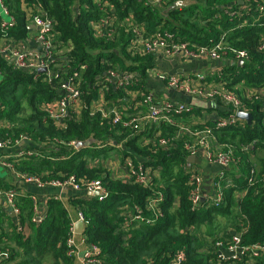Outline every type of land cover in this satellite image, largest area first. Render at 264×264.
I'll use <instances>...</instances> for the list:
<instances>
[{"label": "trees", "instance_id": "obj_1", "mask_svg": "<svg viewBox=\"0 0 264 264\" xmlns=\"http://www.w3.org/2000/svg\"><path fill=\"white\" fill-rule=\"evenodd\" d=\"M4 1L16 19L9 35L18 40L26 38L30 27L22 7L23 1ZM24 1L40 3L54 19L56 44L60 48H70L62 61L70 59L72 72L81 73L83 97L88 105L97 96L94 87L101 85L108 69L119 67L145 73L158 65L155 55H130L127 51L130 35L124 29H120L111 40L96 36L93 24L104 14L97 0ZM107 1L117 8L120 20L132 13L136 21L144 24L150 32L161 27L191 43L208 44L227 32V42L251 53V60L245 68L237 67L240 72L229 86L233 88L244 82L237 89L241 95L244 86L264 85V51L257 49L264 26L230 29L236 23L223 13V6L236 5L235 0H197L181 6L175 5L179 0H167L163 6L154 5L153 0ZM0 76V124L8 123L0 129L1 135L8 133L14 138L27 135L33 141L31 148L46 153L43 157L20 160L18 171L43 175L45 179L62 178L64 175L101 179L109 191L104 200L97 197L72 198L71 209L63 199L49 197L41 223L33 221V194L22 193L16 201L20 209V225L24 230L19 231L5 211L3 216L8 219V227L4 229L0 215V251L10 253L9 258L0 264H47V260L51 261L49 264H76L78 256L68 255L67 244L73 207L81 209L89 221L83 234L88 242L100 248L101 264H167L179 253L184 254V264H221L208 249L206 252L201 250L208 248V240L216 239L221 232L224 237L228 236L230 227L239 233L247 228L243 235L244 243L264 241L262 103L252 105L254 118L251 124L216 131L222 142L239 147V144L250 145L255 141V145L249 153L236 148L241 161L232 167L230 173L235 185L224 190L223 202L210 204L204 201L200 208L192 210L187 184L192 167L182 140L169 147L159 144L143 146L141 138L144 133L132 134L121 126H113L110 119H103L101 113L92 115L88 109L82 110L79 117L70 114L66 127H62L45 110L46 103L61 97L59 83L35 81L31 74L15 68L1 55ZM120 92L110 88L107 92L109 105L120 98ZM159 128L165 136L176 133L178 129L165 123ZM72 142H84L85 145L76 147ZM115 151L121 152L123 161L131 157L136 163L142 162L161 171L154 190L161 189L164 193L163 217L153 224L135 223L129 233L120 230L125 206L144 208L147 197L154 190L113 177L102 161ZM252 166L257 167L259 176L254 185H249L247 178ZM0 189L22 191L20 181L8 182L1 177ZM220 217L225 219L224 224L219 222ZM249 264H264V256Z\"/></svg>", "mask_w": 264, "mask_h": 264}, {"label": "built area", "instance_id": "obj_2", "mask_svg": "<svg viewBox=\"0 0 264 264\" xmlns=\"http://www.w3.org/2000/svg\"><path fill=\"white\" fill-rule=\"evenodd\" d=\"M23 10L27 13L30 29L34 28L26 38L18 40L9 35V31L15 26L16 19L4 0H0V55L5 57L15 68L31 74L35 81L59 83L61 97L56 98L45 105L49 117L58 125L66 127V120L70 114L80 116L82 110L88 109L92 115L101 113L103 119H110L113 126H121L132 134L144 133L141 144L143 146L169 147L176 141L182 140L189 158L202 156L208 162L216 163L220 170L211 178L212 186L209 191L205 190V178L198 169H190L188 198L192 210L201 207L204 201L210 204H220L224 200V190L235 185L231 176L232 167L240 163L241 157L236 154V148L243 153H249L255 141L248 144H239V147L231 143L220 141L216 131L226 127L245 126L247 121L239 116V112L252 113V105L262 103L264 121V85L260 87L244 86L241 95L237 89L244 82L230 87L235 76L240 72L239 68H245L251 60V53L247 49L237 48L226 40V33L218 40L199 45L182 40L170 30L158 27L149 31L144 24L136 21L131 13L124 20H120L117 8L107 0H97L96 3L103 16L95 20L93 29L96 36L111 40L120 29L130 35L127 51L131 56L163 55L174 59L206 60L209 62L219 61L223 64L209 71L199 69L188 73H178L155 67L149 68L145 73L137 70L122 68H110L106 72V78L98 87H94L96 97L88 105L84 101L83 79L81 73L72 72L71 61L62 58L70 52V48H60L56 44V32L54 19L48 14L45 7L40 3H26L22 0ZM197 2V0H179L178 3ZM237 4L223 6V13L231 21L236 23L233 28H245L264 26V0H235ZM167 0H153V4L163 6ZM32 41L31 47L25 44ZM257 49L264 51V32L258 38ZM242 63L239 65V61ZM159 64V63H158ZM231 66V69H227ZM227 67V68H226ZM45 68L42 72L40 69ZM83 68V67H82ZM153 72V74H151ZM155 80L163 83L167 91H175L189 97L191 101L174 100L164 92L159 93L150 88L148 83ZM110 88L120 90L121 96L116 101L108 104L107 92ZM203 117L198 116V114ZM224 113V114H222ZM198 116L201 124L192 125L193 117ZM165 123L177 126V132L163 135L159 128ZM2 124V123H1ZM200 125V126H199ZM3 127L1 126L0 129ZM151 134V135H150ZM33 143L30 137L22 135L14 138L0 133V151L13 149L17 145ZM71 144L76 145V142ZM122 146V145H121ZM46 153L40 149L26 146L15 155L0 154V165L5 169L14 170L19 181L32 184L40 189L60 188L72 189L73 191L85 190L91 193L99 192L96 196L99 200L108 197L109 191L101 179L77 177L76 175H64L62 178H47L43 175L21 172L17 169V163L30 157H43ZM125 174L121 178L126 182L136 183L146 189H155L154 184L161 176L160 168L136 163L133 158L126 157L122 163ZM259 176L258 169L252 166L248 176L249 185H254ZM264 183V174L261 176ZM23 192L17 189H0L1 203L6 202L17 219L16 226L19 231L24 230L20 225V209L17 205V197ZM35 213L33 221L41 223L46 214L38 213L39 198L33 194ZM165 196L161 189L154 190L145 202V207L134 205L125 206L122 215L123 222L120 226L122 233H129L135 223L145 222L153 224L163 217L162 204ZM146 212L148 214H146ZM77 218L84 227L89 221L83 211L78 209ZM74 221L70 226L67 240L69 247L68 255H79L81 264H101L99 258L100 248L87 241L84 234L77 240L73 229ZM247 232L245 227L242 231H228V236L219 237L209 242L208 252L215 254L221 264H249L264 256V241L244 243L243 235ZM8 251H0V261L9 258ZM184 254L179 253L172 257L167 264H184ZM153 264H161L154 262Z\"/></svg>", "mask_w": 264, "mask_h": 264}, {"label": "crops", "instance_id": "obj_3", "mask_svg": "<svg viewBox=\"0 0 264 264\" xmlns=\"http://www.w3.org/2000/svg\"><path fill=\"white\" fill-rule=\"evenodd\" d=\"M187 3V2H186ZM190 3H194V2H190ZM31 33L30 35H33V31L34 28L30 29ZM32 41H29L28 43L25 44L26 47H31L33 44ZM159 66L162 69L168 70V71H175L178 73H188V72H192V71H196L199 69H204L205 71H209L210 68H216L217 66H221L223 63L219 62V61H215V62H209L206 60H194V59H174V58H169L166 56H159V60H158ZM148 86L150 88H154L155 91H158L159 93H165L167 96H169L170 98L174 99V100H185L187 102L191 101V99H189V97H186L183 94H180L178 92L175 91H167L165 90V88L163 87V83H160L158 81L155 80H150L148 83ZM198 116L203 117L204 114L202 113V115L198 114ZM198 116L193 117V121L191 122L192 125H198L201 124V120L199 119ZM6 124L8 123H2L0 124V127H4ZM200 126V125H199ZM26 146H31L30 144L24 143L23 145H17L16 147H14L13 149H9V150H5V151H0V154H8V155H15L16 152H19L21 149L25 148ZM39 147H41L39 145ZM104 167H106L110 172L111 175L115 178L118 177H122L125 174V169H122V163H118V164H114L113 160H110V158L108 159V162L104 161ZM189 165L193 168V169H198L202 175L205 178V190L209 191V189L212 188L210 181L211 178L213 177V175L216 174V172H218L220 170V166L216 163H211L208 162L205 158H203L202 156H196L194 158H192L191 160H189ZM120 171H116L119 170ZM3 172V171H2ZM0 177L6 179L8 182H13V181H19L17 179V176L15 175L14 170H6L3 173H0ZM21 187H22V191L24 192H28L31 194H35L37 195V197L39 198V206H38V213H42V214H46L47 212V200L49 197H59L61 199H63L70 207L71 209V199L75 198V197H83V198H89L91 196L88 195H82L81 191H73L72 189H60V188H44V189H40L38 187H36L35 185L32 184H25L23 182H21ZM73 206V205H72ZM79 208H74L71 210L72 211V217H73V221H74V225H73V229L75 232V236L77 238V240H79L81 238V235L83 234V230H84V225L83 227H79L77 226L78 223L80 222L77 218V210ZM6 212V214H8L12 220V222L14 224H17V219L15 217H12L10 215V211L8 210V207L6 205V202H2L1 203V210H0V215L1 216V221H2V227L5 229L6 227H8V219L4 218V214L3 212ZM239 212V209H238ZM222 218V217H220ZM219 218V219H220ZM234 227H230L227 229V231H235L233 230ZM224 235V234H223ZM219 236V235H217ZM214 238L210 239V241H212ZM82 252L78 255L77 257V261L76 264H81L79 258L81 257Z\"/></svg>", "mask_w": 264, "mask_h": 264}, {"label": "water", "instance_id": "obj_4", "mask_svg": "<svg viewBox=\"0 0 264 264\" xmlns=\"http://www.w3.org/2000/svg\"><path fill=\"white\" fill-rule=\"evenodd\" d=\"M187 4H189V3H178V5L179 6H181V5H187ZM242 63V60L241 61H239V65ZM40 71H42V72H44V71H46V69L45 68H43V69H40ZM239 116L242 118V119H245L246 121H247V123H249V124H251L252 122H253V118H254V115H253V113H251V112H244V111H240L239 112ZM92 142V141H91ZM91 142H89V144L91 143ZM85 145V143L84 142H77L76 143V147H83ZM194 158V157H193ZM189 160H191V158H189ZM22 182V181H21ZM81 194L82 195H88V196H91V197H96V196H98L100 193L99 192H95V193H91V192H88V191H85V190H83L82 192H81ZM7 205V204H6ZM7 207H8V205H7ZM8 210L10 211V215L12 216V217H14L15 215H14V213L11 211V209L8 207ZM77 226H79V227H83V223L82 222H79L78 223V225Z\"/></svg>", "mask_w": 264, "mask_h": 264}, {"label": "rangeland", "instance_id": "obj_5", "mask_svg": "<svg viewBox=\"0 0 264 264\" xmlns=\"http://www.w3.org/2000/svg\"><path fill=\"white\" fill-rule=\"evenodd\" d=\"M0 10H1V6H0ZM203 12V11H202ZM156 68L157 69H159V64L156 66ZM151 74H153V72L151 73ZM0 80H1V76H0ZM123 147V146H122ZM123 155L121 154V152H119V151H115V152H112L111 153V156H109L106 160H103L102 161V164H104V161H106V162H108V159L110 158V160H113V163L116 165V164H118V163H123V157H122ZM98 160H96L95 161V163L97 162ZM7 169H5L3 166H1L0 165V173H3V172H5ZM3 171V172H2ZM116 171H120V169L119 170H116ZM219 222L221 223V224H224L226 221H225V219L224 218H220L219 219ZM219 235V237H223V233L221 232L220 234H218ZM210 240V239H209ZM209 240H208V243H209ZM207 246L206 247H204L202 250H201V252H206L207 251ZM51 261L50 260H47V264H49Z\"/></svg>", "mask_w": 264, "mask_h": 264}]
</instances>
